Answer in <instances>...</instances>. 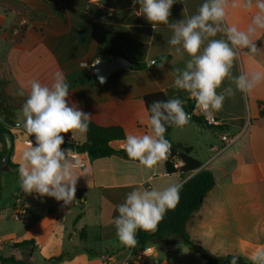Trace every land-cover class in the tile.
Masks as SVG:
<instances>
[{"label": "crops", "instance_id": "1", "mask_svg": "<svg viewBox=\"0 0 264 264\" xmlns=\"http://www.w3.org/2000/svg\"><path fill=\"white\" fill-rule=\"evenodd\" d=\"M202 3L204 0H177L169 23L196 14ZM139 8L133 0H0L4 12V16L0 13V73L9 78L14 96H20V91L26 96L33 80L51 86L55 74L60 73L72 86L69 106L89 114L91 122L104 128H122L125 136L146 134L150 126L145 96L163 92L168 100L179 98L183 105L193 98L174 86L175 69H183L189 57L178 55L168 43L173 34L169 25L158 24L154 31L152 24L138 15ZM255 11L233 8L230 0L226 22L246 30ZM215 38L223 37L218 34ZM256 38L260 51L248 55L243 50L234 63L233 75L264 73V31ZM112 50L134 65L145 66L120 69L103 83L74 85L92 78L97 67L90 65L97 59L100 65L106 63L113 56ZM161 58L167 59L163 69L151 64ZM229 86L235 95L225 98L221 110L208 111L216 120L215 129L190 122L173 130L170 142L191 148L192 156L202 163L201 169L210 171L216 180L188 226L192 238L215 256H240L252 264L251 255L264 247V117L258 105L264 102V81L244 93L248 113L241 110L242 95L234 83L226 79L217 92ZM194 113L205 117L199 107ZM15 117L19 126H7L14 138L12 162L19 166L22 152L28 142L35 145V137L23 127V112L17 111ZM63 136L62 149H68L65 143L86 140V133L76 132L75 139L71 132ZM224 136L232 140L229 147L222 140ZM195 144L203 146L205 163L195 153ZM111 146L125 151V140ZM182 165L176 161L177 168ZM75 172L82 176L71 204L19 191L11 203L10 218L0 221V247L5 250L0 255L30 256L28 250L14 249L13 245L33 240L37 247L30 257L33 264L63 253L71 258L59 264H204L198 253L176 239L172 245H152L146 254L139 250L132 256L133 248L120 244L114 226L117 206L131 191L163 189L174 183L182 186L198 171L168 174L163 161L147 169L125 154L93 162L88 158L86 166ZM18 198L23 201L20 214ZM181 246L186 253L177 254L176 260L172 253Z\"/></svg>", "mask_w": 264, "mask_h": 264}, {"label": "clouds", "instance_id": "2", "mask_svg": "<svg viewBox=\"0 0 264 264\" xmlns=\"http://www.w3.org/2000/svg\"><path fill=\"white\" fill-rule=\"evenodd\" d=\"M175 2L177 0H133L140 6L138 15H143L154 31L158 24L170 26L173 34L168 43L178 55L186 53L189 57L183 69H175L174 86L188 92L197 107L205 112L221 110L225 98L235 95L231 86L217 92L226 79L242 93L251 92L264 81L261 72L232 73L243 50H247L245 54L248 55L260 51L255 41L256 34L264 31V0H231L233 8H255L246 30L226 22L230 0H204L196 14L169 23ZM218 34L223 38H215ZM99 62L97 59L94 64ZM166 62V58H161L151 64L163 69ZM69 89L70 85L60 73L55 74L51 86L35 80L30 82L22 105L23 127L35 137V145L29 142L18 168L20 187L25 193L53 197L65 205L75 200L77 180L82 175L75 172L81 163L73 150L61 148L64 144L61 134L71 132L75 139L76 132L88 131L91 118L77 107L69 106ZM18 95L24 96L25 92L20 91ZM183 104L179 98L152 101L147 117L150 132L126 136L127 157L139 161L147 169L166 159L171 148L165 138L166 126L183 127L190 120ZM181 187L174 183L163 189H137L128 193L125 201L117 206L118 216L114 219L120 244L128 249L135 248L139 230L155 232L167 211L175 209L179 203ZM250 259L252 264H264V247L257 248ZM229 264H238V257L232 256Z\"/></svg>", "mask_w": 264, "mask_h": 264}, {"label": "trees", "instance_id": "3", "mask_svg": "<svg viewBox=\"0 0 264 264\" xmlns=\"http://www.w3.org/2000/svg\"><path fill=\"white\" fill-rule=\"evenodd\" d=\"M111 55H118V52L111 51ZM143 64L135 63L134 68L144 67ZM90 81H98L94 75L87 80H79L74 85L84 84ZM72 86H70L71 88ZM70 90V89H69ZM26 96H14L11 90V83L5 73H0V119L9 118L15 122V113L22 111V105L24 104ZM155 100H168L167 96L163 92H156L144 97L146 109L148 111L152 101ZM261 110V117H264V102H258ZM184 106L186 113L190 114V120L188 123L193 122L200 127H208L215 129L213 125H208L206 119L202 115H196L194 113L197 104L195 99L189 100ZM258 122V121H257ZM187 123V124H188ZM186 124V125H187ZM185 125V126H186ZM184 127V126H183ZM181 127L166 126L165 138L170 142V135L173 130ZM6 137L12 141V147L8 148L6 143ZM126 136L124 130L119 127L104 128L96 125L90 121L88 131L86 132V140L76 145L71 143H65L68 149L78 151L87 154L90 161H96L99 159L111 157L114 155H125L126 151L115 150L111 144L115 141H123ZM13 135L9 131L8 126L0 120V202L3 197V185H2V167L4 166V158H8V167L10 170L18 172V165L12 162V156L14 151ZM171 144V142H170ZM165 170L168 174H174L181 172L184 174H192L198 171L193 177L185 182L180 190L179 203L173 210L167 211L163 220L159 223L155 232H144L139 230L137 232L138 244L133 248L132 256H135L136 252L145 249L152 245L168 246L174 242L172 239H176L178 243L187 247L190 251L198 253L204 260V264H229L232 256H215L210 251L205 249L200 243L192 238L188 232V226L194 219L195 215L202 209L207 195L215 188L216 180L214 175L207 170H202V163L192 156V149L183 147L181 145H172L167 158L162 160ZM176 161H181L183 165L179 168L176 167ZM14 249L28 250L31 252L30 257L35 251L36 244L33 240L23 241L13 245ZM238 257V264H249L242 257ZM71 256L67 253H63L58 257H53L48 260H44L42 264H59L65 260L70 259ZM0 264H33L31 260L24 258H18L16 256L4 257L0 255Z\"/></svg>", "mask_w": 264, "mask_h": 264}, {"label": "rangeland", "instance_id": "4", "mask_svg": "<svg viewBox=\"0 0 264 264\" xmlns=\"http://www.w3.org/2000/svg\"><path fill=\"white\" fill-rule=\"evenodd\" d=\"M0 13L2 15L4 14L2 9H0ZM240 94L242 95L241 110L244 113H248L249 112V103H248L247 99L245 98L244 93L240 92ZM193 146H194L195 153H197L199 155V158L202 160V162L205 163L207 159H206L205 154H204L203 146L200 144H195ZM231 151H232V149L229 150V152H231ZM230 155L231 154H229L228 157H230ZM2 185H3V197H2V200L0 202V221H3L7 218H10L9 214L11 212L12 200L14 199V197L16 195H18L19 191H23L20 187L18 173L14 170L7 171V172L3 173ZM4 251L5 250L0 247V254H2V255L5 254ZM180 253H181L180 256H182L186 253L183 246H181V248H180V250H178V252L172 253V256H174V258H176V260H177V259H179V256L178 257H176V256H177V254H180ZM22 258H24L26 260H30L27 253L24 256H22Z\"/></svg>", "mask_w": 264, "mask_h": 264}, {"label": "water", "instance_id": "5", "mask_svg": "<svg viewBox=\"0 0 264 264\" xmlns=\"http://www.w3.org/2000/svg\"><path fill=\"white\" fill-rule=\"evenodd\" d=\"M133 65L134 64L131 61H129L127 58L121 55H115V56H111L106 63L97 67V69L94 71V74L100 82L101 79H103L105 82L108 79V77L112 75L114 72L120 69L133 67ZM148 65H150V62L148 63ZM190 116L191 115H189V117ZM0 120L12 128H16L19 126L18 123L11 121L9 118H1ZM6 143L8 148L12 147V141L10 140V138L6 137ZM0 151H1V143H0ZM3 163L4 166L2 167V171L4 172L9 171L10 169L7 164L8 163L7 157L4 158Z\"/></svg>", "mask_w": 264, "mask_h": 264}, {"label": "built area", "instance_id": "6", "mask_svg": "<svg viewBox=\"0 0 264 264\" xmlns=\"http://www.w3.org/2000/svg\"><path fill=\"white\" fill-rule=\"evenodd\" d=\"M99 65H100V62L99 63H95V64L93 63L90 66H91L92 69H95ZM202 112L205 115V119H206V122L208 123V125H215L216 124V120L214 119V117L208 111L205 112V111L202 110ZM63 135L67 136L68 133L67 134H63ZM222 140L226 143V145H225L226 147H229L231 145V143H232V140L229 139L227 136L222 137ZM27 144L29 145V142ZM72 144L76 145V143H72ZM73 152H74L76 158L81 163V166L79 168H84L86 166V164H87V161H88L87 154L81 153V152H78V151H74V150H73ZM16 203H17V205L19 207V212L18 213L20 214L22 212L23 201L20 198H18L16 200ZM149 250H150L149 248L142 249V253L146 254L147 252H149Z\"/></svg>", "mask_w": 264, "mask_h": 264}]
</instances>
